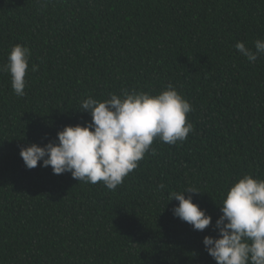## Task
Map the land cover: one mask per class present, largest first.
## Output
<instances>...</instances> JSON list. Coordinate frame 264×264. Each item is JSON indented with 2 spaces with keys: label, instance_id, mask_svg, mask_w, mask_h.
I'll list each match as a JSON object with an SVG mask.
<instances>
[{
  "label": "trees",
  "instance_id": "obj_1",
  "mask_svg": "<svg viewBox=\"0 0 264 264\" xmlns=\"http://www.w3.org/2000/svg\"><path fill=\"white\" fill-rule=\"evenodd\" d=\"M258 38L264 0H0V65L15 44L31 53L24 96L0 72V264H216L202 240L219 235L223 194L264 179V56L234 47ZM168 84L193 131L154 140L115 190L25 167L21 147L91 121L81 100ZM186 187L211 216L203 231L172 213L169 194Z\"/></svg>",
  "mask_w": 264,
  "mask_h": 264
},
{
  "label": "clouds",
  "instance_id": "obj_2",
  "mask_svg": "<svg viewBox=\"0 0 264 264\" xmlns=\"http://www.w3.org/2000/svg\"><path fill=\"white\" fill-rule=\"evenodd\" d=\"M234 47L249 63L264 56V39L253 42L254 50L242 41ZM30 54L28 47L15 44L0 65V72L10 76L17 96L26 94ZM30 70L38 71V65L32 64ZM78 109L89 113L91 121L83 126H64L57 131V142L20 148L26 168H35L39 162L41 167L51 166L54 174L69 172L77 181L103 183L115 190L149 151L155 154L151 148L154 140L175 145L193 131L187 121L193 108L171 84L155 95L122 90L120 95L112 93L102 101L88 96ZM185 191L200 192L194 187L171 192L168 200L178 201L172 213L194 230L203 231L211 224V216L193 203L191 196L186 197ZM219 206L221 214L215 221L219 235H206L202 240L207 253L216 264H264V179L242 175L223 194Z\"/></svg>",
  "mask_w": 264,
  "mask_h": 264
}]
</instances>
